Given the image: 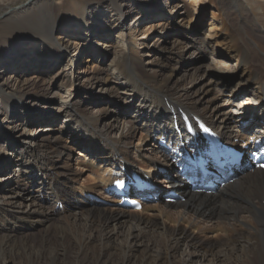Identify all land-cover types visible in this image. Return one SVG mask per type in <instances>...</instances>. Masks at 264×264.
<instances>
[{"label": "bare ground", "instance_id": "6f19581e", "mask_svg": "<svg viewBox=\"0 0 264 264\" xmlns=\"http://www.w3.org/2000/svg\"><path fill=\"white\" fill-rule=\"evenodd\" d=\"M126 1L0 0V11H3L0 14V72L11 67L14 78L23 77L31 69L44 76L53 72L57 62L63 66L73 64L81 52L79 44L83 43L75 39L82 37L83 30V36L90 37L110 31L126 16ZM211 1L220 12L213 13L208 21L209 30L214 33H205L201 42L194 38L200 25L193 23L195 16L182 17L181 25L187 23L186 27H176L179 15L171 11L166 21L176 29L164 26L161 36L153 41L150 40L152 29L145 30V39L137 44L131 36L127 40L128 47L122 46L113 60L111 76L118 88L131 98L126 99L123 111L130 124L129 133L121 128L119 136H110L120 119L116 114L107 116L108 106L102 108L104 111H91L92 99L87 97L81 102L86 105L84 108H76L69 99L60 98L69 108L67 117L71 128L61 131L68 139L62 138L63 134L53 137V141L43 134L36 135L33 117L31 119L24 111H48L41 106H54L58 101L45 94H51L52 89L40 91L34 81L27 83V87L0 81V107L4 110L0 127L6 137H15L14 142L10 138L8 141L23 152L12 158L0 152L1 172L16 166L10 168L16 173L15 184L10 173L3 178L6 182L0 189V197L2 191L9 194L7 204H3V196L0 199V264L6 262L7 254L20 255L24 259L22 264H264V171L246 170L215 192L198 194L187 187L179 174L160 173V166H171L169 160L142 153L152 150L155 140L163 136L174 139L177 124L184 131V117L190 114L202 115L226 138L253 130V125L264 127V118L260 117L264 115V40L253 34L255 26L248 22L244 0ZM158 9V6H147L146 18L159 13ZM128 28L133 29L132 25ZM134 31L136 29L130 34L134 35ZM169 31L176 35L173 47L161 41L169 37ZM193 44L211 46L214 55L208 57L206 70L199 64L192 68L193 72L179 77L186 81L191 78L193 82L212 69L209 82L219 85L226 101L233 99L237 90L244 89L242 94L246 101L234 111H241L239 119L228 111L219 110L216 95L207 99L204 87L208 82L195 90L187 84L181 86L174 76L175 66H171L172 73H165L162 63L156 61L164 54L176 59L178 52V64H185L194 56L190 49ZM31 45L36 48L31 49L32 53L26 52ZM223 45L225 51L220 47ZM137 46H141L142 51ZM142 55L154 56L156 60L146 66ZM232 61L246 73L232 69ZM219 71L230 72L221 75ZM70 72L74 86L77 76ZM232 75L238 76L236 81ZM91 78L107 82V77L100 75ZM92 83L93 87L97 85ZM28 86L35 87L34 91ZM130 101L132 103H128ZM254 111L261 115L252 118L250 114ZM22 115L24 121L20 119ZM245 120H253V123L245 125ZM20 121L19 134L9 126L5 128V123ZM137 121L142 128L140 132L134 125ZM75 151L78 156L73 167L70 162ZM125 169L147 172L170 190L179 188L185 201H177L172 207L151 201L136 211L118 206V198H114L116 204L111 207L103 203L96 205L86 197L87 193L96 192L106 202L111 196L105 194L103 188L111 183L113 173ZM156 192L159 200L162 192ZM60 204L62 210L58 208ZM10 225H17L16 230L8 227ZM27 226L30 227L26 229Z\"/></svg>", "mask_w": 264, "mask_h": 264}, {"label": "rangeland", "instance_id": "374dc122", "mask_svg": "<svg viewBox=\"0 0 264 264\" xmlns=\"http://www.w3.org/2000/svg\"><path fill=\"white\" fill-rule=\"evenodd\" d=\"M244 2L246 4V8L249 14L248 22H250V26H255L253 34L254 33L257 34L258 38L264 40V0H244ZM15 6H18V4ZM147 6H158L159 7L158 11L160 12L156 13V15H153L150 19H148L146 18V16L148 15H146L145 13V8ZM173 6L175 7V9ZM125 9L127 13L126 16L122 19L120 18L113 25L110 31L107 30L104 32V35H96L94 37L93 36L90 37L88 34L86 35L84 34L83 36V33H85V31L84 30H83L84 32L82 31V34H81L82 37H80V39L79 38L75 39L77 42L81 43L82 41L83 43L79 44L81 48V52L79 54V58L73 64H70L68 66L66 65L63 66V65H59V63L57 62V66L53 67L54 69L53 72L47 75H44V76L36 74L31 69V70H27L26 74L23 77L14 78L11 76V74L13 73L11 67L5 68L4 70L0 72V81L2 82L5 81L9 85L15 84L16 87H21V86L27 87V83L29 84L34 81L37 83L36 88H39L40 91H43V92L45 91V89H50V90L52 89V93L51 94L49 93L50 95L48 93H45V94L48 95V97H56L58 99V101L55 102L54 106H51L49 104H47L48 106H45V105L41 106L42 109H45L48 111L44 112V111L39 110L37 112H32V113L26 110L24 111L25 113L31 116V119L33 117V121L35 122L33 125L35 126L34 128H36L35 129L36 135L43 134L47 137H50L52 139L51 141H53L54 140L53 137H56L58 134H63L61 131L69 130L71 128L70 126L71 120L67 117L69 108H68V105H63L61 103L60 98L64 100L69 99L70 100L69 102L75 103L76 108L77 106L84 108L83 106H86V105H82L81 102L83 101V99L85 100L87 97H91L90 99H92V103L91 104L88 103L89 109L91 111L96 112V113L99 110L104 111L105 107L108 106V111H105L106 113H108L107 116H111V115L113 116L116 114V116H118V119H120V122L116 121L115 123L116 126L115 128L112 129L110 136H113V137L117 135L119 136L121 133L120 132L121 128L125 130L127 133H129L128 130H129L130 124H128L127 118L125 117L123 111H124V107L127 104L126 99L130 100L131 98H130V95H128V93L122 92V88L120 89L118 88V85L116 84L113 76H111L112 75L111 68H112L113 60L121 52L122 46L125 48L128 47L127 40H129L131 36H134L133 39L135 41V44L142 41L143 39H145L144 31L148 29L150 30L152 29L150 32V35H151L150 40L153 41L159 36H161V34L163 33L164 26H167L169 30L176 29L178 25H180V27H184V26L186 27L187 23H184V25H181V23H183L181 18L182 17L184 18L186 16V18L189 19V16L191 15L195 16L193 23L200 24L199 32L196 33V37L194 38L198 39L197 42H201L205 33H211V34L214 33L213 31L210 32L209 27H208L209 26L208 21L209 19L212 18L211 15H213V13L220 12V10L216 8V6L214 5V3H212L211 0H158V1L156 0H127ZM186 10H189V11L187 12ZM171 11L173 12L176 11V14L179 15L178 17H176V20H175V22L177 23V24H174L176 26V27L174 26L175 28H172L173 25L169 24V21H166V18L170 16ZM1 12L3 11L1 10L0 14ZM188 14H191V15L188 16ZM109 24H112V23L109 22ZM129 25H132V28L134 30L136 29V31H134V35L130 34V32H132L133 29L130 31L128 28ZM106 33H108V35H106ZM169 33H170L169 37L161 41H162V44L168 47H173L175 43H173L172 41L176 39V35H174L175 32L173 33L169 31ZM222 34H225V33H222ZM155 42L156 41L152 42V44H155ZM119 44H121L120 47H119ZM140 47L141 46H137L139 51H142L143 48H140ZM210 47L207 48V46L202 47V45L193 44L192 46H190V49L191 51L194 52V56L191 59L186 60L185 64H181V65H179L177 62L178 52L175 54L176 59H169L168 56H166V54L164 53H163L164 55L158 56L159 58H157V60L154 59V56H149V55H142V58H143V63L146 66H150L154 60L158 61L159 63H162L163 66H161V68L163 69L165 73H169V72L172 73L171 70L173 69L171 68V66H175L176 70H175L174 76H176V78L179 79L178 82H180L181 86L183 84L184 85L187 84L186 86L188 88L195 90L197 89L198 85L208 82V84L204 87V91H207L208 93L206 95L207 99L208 98L210 99L212 96L216 95L218 97L216 98V104H219L218 106L219 110L226 111V112L228 111V114L234 115L235 117L239 119V117L241 116L240 114L241 111L240 112L239 111L234 112V111H236L237 109H240L241 106L243 105L242 104L243 101H246L244 97L245 95L242 94V91L244 89L237 90L238 91L237 95L233 96V99H229L228 101H226L224 97L222 96L223 91L219 89V85L215 84L214 81L209 82V79L213 71L212 69H208L206 76H204L203 78H200L199 80H195L193 82L190 81L191 78H189V81L187 78V81H186L184 77H179L181 74H188L189 72H193L194 69L192 68L199 64H201L203 66L202 68L206 70L205 67L207 66L206 64H207L208 57L214 55V51L211 52ZM220 47L223 48L222 51H225L224 45ZM34 48H36V45H31L30 47L26 48V52L28 51V53H30L31 49H34ZM32 52L33 51H31V53ZM230 64L233 65L232 69H234L235 71H239L242 74L246 73L245 69L240 66L235 65L234 61L230 62ZM65 66L66 68H63ZM71 70H72L73 75L77 76V79L76 80L74 79L73 81V82L75 81L77 82L74 86H73V83H71L72 82L71 80L72 75L70 72ZM229 72L230 71L228 72L219 71V74L224 75ZM94 75H100L102 78L107 77L106 79L107 82L103 80L97 81V80L92 79L91 77H93ZM232 76H233V79H235L236 81L238 76H236V78H235V75H232ZM40 79L41 81L39 82ZM92 82L97 83V85L93 87ZM79 87L82 90L79 89ZM98 88H104L105 90L103 92H100L101 90H99ZM28 89H30L31 91H34L35 87L28 86ZM55 93L58 94L60 97H58L57 95H54ZM196 95H197L196 97L203 98L202 97L203 95H200V94H196ZM138 100H135L134 102L138 103L139 102ZM116 101H118V104ZM128 103H132V102L130 101ZM206 105H208V103ZM19 109L22 111V108H19ZM163 109L165 110L164 106H163ZM118 110L119 112H117ZM3 111L4 110L0 107V115H1L0 119L3 118V114H2ZM159 112L161 113L162 110L159 109L158 113ZM101 114H103V112H101ZM247 115L245 114V116ZM250 115L252 118H255L261 114H259L258 111H254V113L252 112ZM262 116L260 117L264 118V115ZM20 119L24 121L23 115L20 117ZM40 120H42L43 122H40ZM22 121L16 122V123H11V122L5 123L6 124L5 128L6 126H9L13 132H15L16 134H19L20 133L19 125ZM50 121H53V124H51ZM262 121L260 120L259 123H262ZM232 122L235 125L236 121L233 120ZM134 125L136 128L139 129L137 131L139 132L142 131L141 125L138 121L135 122ZM49 126H51L50 130H47L49 129ZM61 136L62 138H65V139L68 137L65 134ZM8 138L12 140L11 142H14L15 137H8V136L6 137V134L4 133L3 128L0 127V152L4 154L5 156H7L8 158L18 157L17 155L23 152H21L18 147L17 148L14 147V144H11L8 141ZM84 138L87 139L86 134L84 135ZM156 142H154L152 146V150H148L147 152L142 151V153L146 155L147 157L149 155H152L150 157L158 159V160L167 159L168 161L167 156L164 153L160 152V149L158 148L159 146L157 147ZM149 151H153V153H156V154H161V156H164V157H158V155L155 156L153 155V153H149ZM77 156H78L77 152L75 151L72 154V160L70 162L73 167L75 166V161H76ZM11 167L13 166H10V168ZM10 168L8 170L6 168V172L0 171V189L2 186L5 185L4 183L6 181L4 179L8 177L10 173L12 174L13 183L15 184L16 173L11 172ZM13 168H16V166L14 165ZM50 169L53 170L52 168ZM50 172L53 173L52 171ZM9 179H11V177ZM158 181H161V180L158 179ZM163 184L165 183L164 182L159 183L160 189L165 190V191L166 189L170 190L169 188L165 187ZM160 189L158 191L161 193L162 191ZM44 190L45 189L43 188L42 191ZM252 190L253 188L250 189V191ZM45 192H47V190ZM2 194H1L3 196V197L1 196L2 202L3 204H7L5 201L8 200L9 194L7 193V191L5 192L2 191ZM113 200L114 199H112V197L111 199L107 198V201L109 202L103 203L101 201H98L97 199H91V201L95 202L96 205L103 203L104 206H111V207L115 205V202H113ZM179 201L184 202L185 199L179 200ZM43 203L45 204V202ZM175 203L176 202L168 203L162 198L157 204L158 205L160 204L166 207L167 206L172 207L175 205ZM70 207L72 208V205H70ZM58 208L61 210L63 209L61 204H60V207L58 206ZM67 208L69 207L67 206ZM31 225L32 227H34L33 223H31ZM16 226L17 225H10L8 227L13 228V230L15 231ZM29 227L30 226H27L26 229H28ZM36 234L40 235V233H36ZM6 256H7L6 262L4 264H22L24 260L22 257H20V255L7 254ZM170 259L171 257L169 258V260ZM42 264H45V262H43Z\"/></svg>", "mask_w": 264, "mask_h": 264}, {"label": "snow or ice", "instance_id": "6c2138e0", "mask_svg": "<svg viewBox=\"0 0 264 264\" xmlns=\"http://www.w3.org/2000/svg\"><path fill=\"white\" fill-rule=\"evenodd\" d=\"M261 167H264V165H261Z\"/></svg>", "mask_w": 264, "mask_h": 264}]
</instances>
